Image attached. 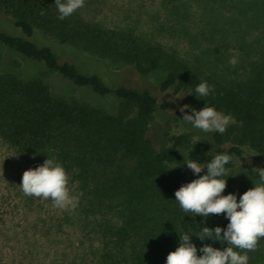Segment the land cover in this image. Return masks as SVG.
<instances>
[{
  "label": "trees",
  "instance_id": "16d2710c",
  "mask_svg": "<svg viewBox=\"0 0 264 264\" xmlns=\"http://www.w3.org/2000/svg\"><path fill=\"white\" fill-rule=\"evenodd\" d=\"M251 1L250 5H259L257 12L264 13V0ZM54 2L0 0V15L24 35L0 31V44L45 67L31 78L0 71V140L20 157L60 163L74 191L83 192L77 208L98 240L91 264H165L167 254L179 246L175 229L186 217L210 228L224 229L229 223L223 214L205 218L180 208L175 191L198 178L179 167L182 151H195L202 164L217 154L231 155L226 165L229 176L222 177L227 183L222 195L233 193L237 201L254 185L237 173L234 158L245 161L244 175L250 181L264 171V37L253 52L250 45L241 44L238 63L232 67L218 55H178L133 27L105 28L71 16L59 20ZM36 30L111 64L128 65L144 79L157 70L164 75L156 88L107 84L30 40ZM45 72H55L76 87H88L99 98L110 96L116 104L107 109L52 88L54 93ZM201 81L214 86L215 92L198 99L195 87ZM166 90L184 97L174 111L175 120L183 121L179 109L190 105L197 111L210 106L230 113L235 122L223 134L211 132V145L202 141L193 145L195 133L184 130L168 134L170 145L159 148L150 130L155 114L167 106L158 104L156 92ZM248 154L252 162L246 160ZM225 247L226 242L220 244L221 250ZM263 247L261 238L257 250Z\"/></svg>",
  "mask_w": 264,
  "mask_h": 264
},
{
  "label": "rangeland",
  "instance_id": "374dc122",
  "mask_svg": "<svg viewBox=\"0 0 264 264\" xmlns=\"http://www.w3.org/2000/svg\"><path fill=\"white\" fill-rule=\"evenodd\" d=\"M250 2L252 1L85 0L84 7L71 17L105 28L133 27L137 32L160 42L167 50L186 58L196 54L203 57L218 55L229 61L232 57L239 59L241 44L250 45V51L253 52L264 37V13L257 12L259 5L256 8ZM174 8H179L180 12L176 13ZM0 31L24 36L3 15H0ZM29 39L38 45L48 46L61 60L73 63L80 71L97 74L107 84L129 83L135 87L147 85L156 88L164 75V71L157 70L144 79L128 65L111 64L68 44L58 43L37 30ZM44 70L41 61L29 59L0 44V71L21 73V77L31 78L39 76ZM45 74L52 92L56 91L63 96L73 94L89 103H99L107 109H112L116 104L112 97L99 98L88 87H76L55 72ZM156 95L158 104H167L163 111L159 110L155 114L151 122L150 135L159 148L170 145L168 134L184 130L194 132L202 142L211 145V133H204L191 124L173 118L174 111L184 102L182 95L173 94L171 90L156 92ZM182 153L183 163L179 167L189 171L184 159L188 154L189 159L197 162V153L193 150H188L187 154H184L185 151ZM246 160L252 162L253 158L248 154ZM234 161L237 173H241L248 184L260 182V176L253 181L246 178L244 160L234 158ZM43 162L40 158L18 156L0 140V264H91L98 246L97 235L91 224L80 216L78 208L70 211L56 209L50 199L25 196L19 185L25 170L34 169ZM69 188L74 191L71 178ZM203 227L207 226L188 216L175 229L178 237L190 235L191 242L198 249V256L202 255L199 249L204 244L221 249L219 241L211 238L201 241L197 237ZM248 255V264H264V247L248 252Z\"/></svg>",
  "mask_w": 264,
  "mask_h": 264
},
{
  "label": "clouds",
  "instance_id": "9594fccd",
  "mask_svg": "<svg viewBox=\"0 0 264 264\" xmlns=\"http://www.w3.org/2000/svg\"><path fill=\"white\" fill-rule=\"evenodd\" d=\"M58 19L64 20L84 7L85 0H55ZM41 15L45 12L42 10ZM238 60L230 58L229 64L235 67ZM215 92L214 86L201 81L195 87V96L207 97ZM188 95H193L191 92ZM188 111H185V110ZM184 122L204 133L217 132L223 134L234 117L217 111L214 107L204 106L200 110L190 105L180 107ZM199 136L193 137V145L198 143ZM191 150V149H190ZM189 150V151H190ZM232 156L227 153L217 154L210 162L198 163L192 159H184L187 168L197 179L182 184L174 193L176 201L185 213L202 217L209 215H225L229 223L222 229L203 227L197 237L203 241L207 238L227 243L223 250L204 244L197 255V247L191 242L189 234L179 236V246L167 254L165 264H248V252H255L258 243L264 238V171L260 172V182L240 195L239 201L233 193L222 195L227 187L228 165ZM175 165L173 168L177 167ZM207 169L206 174L200 173ZM70 177L65 168L52 159H45L36 168L25 170L19 184L25 196L50 199L52 206L62 211L75 210L83 196V192L69 188ZM237 249V250H234Z\"/></svg>",
  "mask_w": 264,
  "mask_h": 264
}]
</instances>
